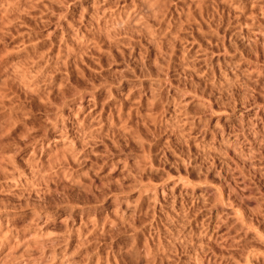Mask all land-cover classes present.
<instances>
[{
	"label": "rangeland",
	"instance_id": "obj_1",
	"mask_svg": "<svg viewBox=\"0 0 264 264\" xmlns=\"http://www.w3.org/2000/svg\"><path fill=\"white\" fill-rule=\"evenodd\" d=\"M0 264H264V0H0Z\"/></svg>",
	"mask_w": 264,
	"mask_h": 264
},
{
	"label": "bare ground",
	"instance_id": "obj_2",
	"mask_svg": "<svg viewBox=\"0 0 264 264\" xmlns=\"http://www.w3.org/2000/svg\"><path fill=\"white\" fill-rule=\"evenodd\" d=\"M202 155V154H201ZM204 156V155H203ZM201 158H202V156H201ZM204 159H202V161H201V165L204 163V161H203ZM213 160H214V158H213ZM214 162L212 161V164H213Z\"/></svg>",
	"mask_w": 264,
	"mask_h": 264
}]
</instances>
